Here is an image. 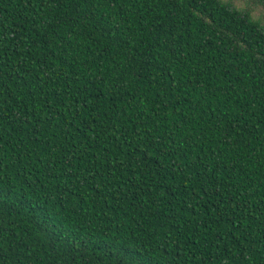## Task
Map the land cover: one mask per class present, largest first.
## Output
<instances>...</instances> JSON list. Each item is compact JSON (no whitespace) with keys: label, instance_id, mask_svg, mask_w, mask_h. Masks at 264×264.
Masks as SVG:
<instances>
[{"label":"trees","instance_id":"trees-1","mask_svg":"<svg viewBox=\"0 0 264 264\" xmlns=\"http://www.w3.org/2000/svg\"><path fill=\"white\" fill-rule=\"evenodd\" d=\"M0 264H264L262 20L0 0Z\"/></svg>","mask_w":264,"mask_h":264},{"label":"rangeland","instance_id":"rangeland-1","mask_svg":"<svg viewBox=\"0 0 264 264\" xmlns=\"http://www.w3.org/2000/svg\"><path fill=\"white\" fill-rule=\"evenodd\" d=\"M234 4L241 8H249L255 17H259L264 23L263 9L260 4L252 0H232Z\"/></svg>","mask_w":264,"mask_h":264}]
</instances>
